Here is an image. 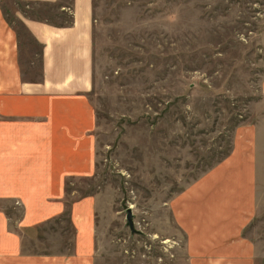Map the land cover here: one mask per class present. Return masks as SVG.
<instances>
[{
	"label": "rangeland",
	"instance_id": "374dc122",
	"mask_svg": "<svg viewBox=\"0 0 264 264\" xmlns=\"http://www.w3.org/2000/svg\"><path fill=\"white\" fill-rule=\"evenodd\" d=\"M7 15L23 78L37 80L40 47ZM92 66L95 173L66 178L64 213L29 232L18 228L25 201H0L22 252L71 253V211L89 201L93 264H191L179 198L232 159L252 164L255 209L244 236L264 264V0H93ZM207 188L218 198L235 190L227 181ZM52 189L33 196L50 199Z\"/></svg>",
	"mask_w": 264,
	"mask_h": 264
},
{
	"label": "crops",
	"instance_id": "0c3cea01",
	"mask_svg": "<svg viewBox=\"0 0 264 264\" xmlns=\"http://www.w3.org/2000/svg\"><path fill=\"white\" fill-rule=\"evenodd\" d=\"M7 11L40 47L37 80L23 78ZM92 31L93 0H0V201H25L22 232L64 213L59 199L66 178L95 173V115L87 99L93 85ZM239 162L223 161L179 198L176 211L191 264H255L254 243L244 236L255 209L253 171L247 170L252 164L247 160L239 167ZM209 181L217 186L227 181L235 190L223 189L218 198L206 189ZM235 181L243 184L239 192ZM48 185L57 192L54 197L33 196ZM90 207L83 201L71 211L76 230L71 253L29 255L0 209V264H93ZM197 216L204 219L194 222Z\"/></svg>",
	"mask_w": 264,
	"mask_h": 264
},
{
	"label": "water",
	"instance_id": "95a60500",
	"mask_svg": "<svg viewBox=\"0 0 264 264\" xmlns=\"http://www.w3.org/2000/svg\"><path fill=\"white\" fill-rule=\"evenodd\" d=\"M126 221H127L129 228L131 229V231H134L133 222H132V212L130 209L126 210Z\"/></svg>",
	"mask_w": 264,
	"mask_h": 264
}]
</instances>
